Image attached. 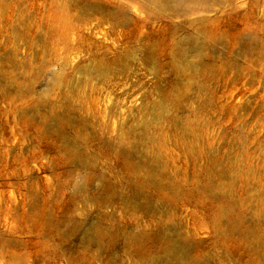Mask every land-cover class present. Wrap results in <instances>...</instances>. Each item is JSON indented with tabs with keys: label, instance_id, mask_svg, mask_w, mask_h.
Returning a JSON list of instances; mask_svg holds the SVG:
<instances>
[{
	"label": "rangeland",
	"instance_id": "1",
	"mask_svg": "<svg viewBox=\"0 0 264 264\" xmlns=\"http://www.w3.org/2000/svg\"><path fill=\"white\" fill-rule=\"evenodd\" d=\"M163 263L264 264V0H0V264Z\"/></svg>",
	"mask_w": 264,
	"mask_h": 264
},
{
	"label": "bare ground",
	"instance_id": "2",
	"mask_svg": "<svg viewBox=\"0 0 264 264\" xmlns=\"http://www.w3.org/2000/svg\"><path fill=\"white\" fill-rule=\"evenodd\" d=\"M134 174V173H133ZM151 178V177H150ZM98 191V190H97ZM100 192V191H99ZM107 195V194H106ZM41 217V216H40ZM75 224V223H74ZM219 227V226H218ZM59 228V227H58ZM44 232V231H43ZM63 233V232H62ZM42 235V234H41ZM15 240V239H14ZM49 241V240H48ZM124 241V240H123ZM102 244V243H101ZM158 248V247H157ZM171 248V247H170ZM159 249V248H158ZM168 249V248H167ZM181 252V251H180ZM187 253V252H186ZM154 257V256H153ZM167 260V259H166ZM143 262V261H142ZM164 264V263H163ZM170 264V263H169Z\"/></svg>",
	"mask_w": 264,
	"mask_h": 264
}]
</instances>
